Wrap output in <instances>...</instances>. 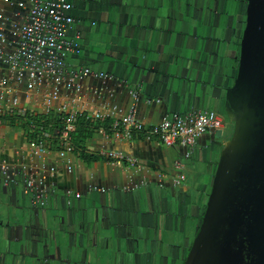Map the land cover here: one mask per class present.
I'll list each match as a JSON object with an SVG mask.
<instances>
[{
  "label": "crops",
  "instance_id": "1",
  "mask_svg": "<svg viewBox=\"0 0 264 264\" xmlns=\"http://www.w3.org/2000/svg\"><path fill=\"white\" fill-rule=\"evenodd\" d=\"M36 1L0 0V79L10 88V93L0 92V111L11 109L15 98L28 114L43 109L41 93L28 95L27 78L18 79L6 64ZM243 8V0H73L69 38L78 42L81 54L68 64L108 76L79 83L77 110L91 115L117 108L154 126L173 115L220 109L211 98H222L235 75ZM166 70L172 77L163 89L156 81ZM60 94L61 104L73 96L65 89ZM228 133L225 125L201 136L190 150L166 148L156 140L115 142L96 134L87 151L98 159L84 162L69 153L68 172L58 151L36 155L26 143L24 128L0 125V166L24 168L29 179L43 180L50 191L46 207L32 210L21 177L12 186L0 182V251L18 248L20 241L38 242L45 217H56L57 236L75 237L81 228L67 224L65 211L91 209L98 214V234L91 236L89 248H105L101 238L107 236L108 250L115 253L118 248L124 264H182L219 159L216 143H223ZM110 147L121 150L123 163L99 156ZM180 175L185 180L176 186ZM67 192L80 195L71 198L70 207Z\"/></svg>",
  "mask_w": 264,
  "mask_h": 264
},
{
  "label": "water",
  "instance_id": "2",
  "mask_svg": "<svg viewBox=\"0 0 264 264\" xmlns=\"http://www.w3.org/2000/svg\"><path fill=\"white\" fill-rule=\"evenodd\" d=\"M243 28L235 57V75L222 98L220 109H212L232 125L233 131L220 148L210 191L200 223L182 264H264V0H243ZM171 73L163 71L156 81L163 89ZM108 151L122 153L119 148ZM196 170L195 167L192 169ZM22 178L23 195L37 210L34 200L39 192L50 191L46 183H34L36 190L25 193L29 175L24 168L10 169L6 174L0 166V182L16 184ZM41 181V180H40ZM64 218L69 226L78 225L81 233L63 240L56 234V217H45L41 239L36 243L20 241L19 247L0 251V264H124L121 251L108 250V238L101 240L105 248L88 247L95 230V210L76 213L67 210Z\"/></svg>",
  "mask_w": 264,
  "mask_h": 264
},
{
  "label": "built area",
  "instance_id": "3",
  "mask_svg": "<svg viewBox=\"0 0 264 264\" xmlns=\"http://www.w3.org/2000/svg\"><path fill=\"white\" fill-rule=\"evenodd\" d=\"M22 6V5H20ZM73 10V0H38L28 15L27 22L21 26L18 32V47L11 57L6 61L9 70L18 79L27 78L26 92L35 95L40 92L43 98V109L40 113H29V115L56 114L62 118V127L57 132L60 149L56 150L55 141L49 132H42L35 139H27L32 133L33 127L26 132V143L36 155H44L52 151H58L64 160L67 171H72L70 135L74 132L79 117L86 121L104 125L110 122L108 129L103 126L96 130V134L104 139L122 142L132 140H156L166 148L192 149L197 140L206 134L222 129L223 120L214 112H191L184 115H173L164 119L154 126H145L131 112L127 115L120 114L117 108L95 112L84 115L77 110L79 95L81 92L80 82L85 78L106 79L108 76L102 72H94L89 68L71 69L68 60L71 57H79L81 47L78 42L69 38L74 23L70 12ZM1 18V17H0ZM61 89L70 91L73 96L67 104H61ZM0 92L10 93L8 81L0 79ZM12 108L0 111V115L24 116L18 107L17 99L12 100ZM72 154V153H71ZM99 156L110 163H123V153L113 151L100 152ZM190 153H186L189 157ZM176 168H180L177 164ZM4 174L9 170L8 166H1ZM54 172V170H51ZM184 175L175 180V185L184 182ZM43 180L39 181L38 186ZM36 190L34 181L28 179L25 193L31 194ZM96 192L104 193L103 189H94ZM67 206L70 207L71 198L78 199L79 194L67 192L65 194ZM46 193L39 192L35 196L34 204L38 209L46 207Z\"/></svg>",
  "mask_w": 264,
  "mask_h": 264
},
{
  "label": "trees",
  "instance_id": "4",
  "mask_svg": "<svg viewBox=\"0 0 264 264\" xmlns=\"http://www.w3.org/2000/svg\"><path fill=\"white\" fill-rule=\"evenodd\" d=\"M72 11L70 15L72 16ZM0 125H7L14 127L15 125L21 126L25 132L30 131L29 127H33L32 133H29L27 139H35L43 131L49 132L55 140L53 144L56 150L60 149L57 132L62 127V118L56 114L50 115H29L26 113L22 117L14 115H0ZM111 123L108 121L104 125L96 122L86 121L83 117H79L76 122L74 132L70 135V148L71 153L84 162H93L98 158L94 154H89L87 151V144L96 135V130L103 126L108 129Z\"/></svg>",
  "mask_w": 264,
  "mask_h": 264
},
{
  "label": "rangeland",
  "instance_id": "5",
  "mask_svg": "<svg viewBox=\"0 0 264 264\" xmlns=\"http://www.w3.org/2000/svg\"><path fill=\"white\" fill-rule=\"evenodd\" d=\"M228 130H229V135H228V137L227 138H229L230 137V135H231V133H232V131H233V127H232V125H228Z\"/></svg>",
  "mask_w": 264,
  "mask_h": 264
},
{
  "label": "flooded vegetation",
  "instance_id": "6",
  "mask_svg": "<svg viewBox=\"0 0 264 264\" xmlns=\"http://www.w3.org/2000/svg\"><path fill=\"white\" fill-rule=\"evenodd\" d=\"M240 36H241V35L239 34V36H238L239 39H240ZM239 39H238V43H239ZM238 43H237V44H238ZM237 55H238V47H237ZM236 57H237V56H236Z\"/></svg>",
  "mask_w": 264,
  "mask_h": 264
}]
</instances>
